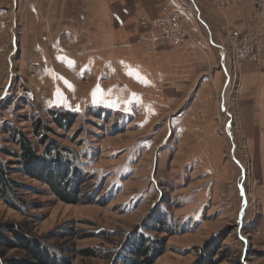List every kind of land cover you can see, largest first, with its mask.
Returning a JSON list of instances; mask_svg holds the SVG:
<instances>
[{"label": "rangeland", "instance_id": "1", "mask_svg": "<svg viewBox=\"0 0 264 264\" xmlns=\"http://www.w3.org/2000/svg\"><path fill=\"white\" fill-rule=\"evenodd\" d=\"M186 3L189 7L188 0H182ZM63 6V0H0V149L17 150L4 131L13 126L41 152L32 133V121L40 117L51 138L74 150L88 177L83 190L95 202L65 203L46 185L16 171L12 178L26 188L11 200L15 206L0 196V223L29 229L50 253L70 264H129V246L140 233L164 245L152 264H197L206 248L212 249L215 264H264V229L254 202L245 206V224L238 210L232 178L237 169L228 170L220 186L225 190L216 193L213 182L215 192L208 194L204 180L186 164L194 139L183 131L168 135L167 116L145 118L136 109L83 107L78 95L73 109L59 104L62 99L54 97L52 82L60 68L54 61L59 47L52 25L57 20L51 17ZM81 87L82 83L77 94ZM50 110L70 111L74 120L58 127ZM218 119L222 125L227 116L220 114ZM9 159L0 150V161ZM222 159L228 163V146H223ZM244 185L249 190V180ZM158 217L165 221L164 231L152 225ZM85 249L96 255L82 254ZM23 255L17 249L6 251V256Z\"/></svg>", "mask_w": 264, "mask_h": 264}, {"label": "crops", "instance_id": "2", "mask_svg": "<svg viewBox=\"0 0 264 264\" xmlns=\"http://www.w3.org/2000/svg\"><path fill=\"white\" fill-rule=\"evenodd\" d=\"M63 1L51 17L57 20L52 25L59 47L54 61L60 68L52 82L59 104L73 109L78 95L83 107L167 116L168 135L183 131L194 139L186 164L202 180L210 179L202 183L205 192L225 190L220 186L228 170L237 169L232 178L242 222L252 201L264 229V53L259 65L233 64L229 44L230 32L248 28L252 1L223 11L211 0H188L189 7L182 0ZM163 7L177 11L191 42L174 45L156 29L140 25L141 16H156ZM97 85L103 94L94 98ZM225 107L228 115L221 125L218 116ZM223 146H228V163L222 159Z\"/></svg>", "mask_w": 264, "mask_h": 264}, {"label": "trees", "instance_id": "3", "mask_svg": "<svg viewBox=\"0 0 264 264\" xmlns=\"http://www.w3.org/2000/svg\"><path fill=\"white\" fill-rule=\"evenodd\" d=\"M48 113L51 121L58 127L69 125L74 120V113L70 111L50 110ZM94 115L98 117L99 114ZM4 131L9 135V141L17 145L16 151L6 146L0 149L4 156L10 157L4 162L0 161V196L7 204L15 206L11 200L26 188L12 178V173L16 171L46 185L53 195L65 203L95 202L94 197L83 190L88 177L81 171L74 150L51 138L47 134L49 126L40 117L32 121V133L36 137L38 148L42 147L41 152L34 147L23 130L5 126ZM18 203H23V200H18ZM152 225L164 231L165 221L158 217ZM28 230L12 222L0 223V264H70L69 259L57 258L50 253ZM11 249L20 250L24 255L6 256V251ZM163 251L164 245L160 240L150 239L140 233L130 244L127 259L129 264H152ZM80 252L96 255L90 249ZM212 256V249L206 248L200 254L197 264H215Z\"/></svg>", "mask_w": 264, "mask_h": 264}, {"label": "built area", "instance_id": "4", "mask_svg": "<svg viewBox=\"0 0 264 264\" xmlns=\"http://www.w3.org/2000/svg\"><path fill=\"white\" fill-rule=\"evenodd\" d=\"M214 8L223 11L231 5H240L244 0H211ZM253 10L249 16V26L244 31L233 30L229 34L231 61L233 64L251 62L259 65L264 53V0H251ZM140 24L156 29L160 38L180 45L188 42L184 23L174 8L163 7L153 17L142 16ZM228 113H226V116Z\"/></svg>", "mask_w": 264, "mask_h": 264}, {"label": "snow or ice", "instance_id": "5", "mask_svg": "<svg viewBox=\"0 0 264 264\" xmlns=\"http://www.w3.org/2000/svg\"><path fill=\"white\" fill-rule=\"evenodd\" d=\"M70 65L73 64L74 62L72 61H69ZM65 83L67 84L68 82L65 81ZM70 86V85H69ZM103 94V91L100 89V86L97 85L93 90H92V93L91 95L94 97V98H98L99 96H101ZM134 95V94H133Z\"/></svg>", "mask_w": 264, "mask_h": 264}, {"label": "bare ground", "instance_id": "6", "mask_svg": "<svg viewBox=\"0 0 264 264\" xmlns=\"http://www.w3.org/2000/svg\"><path fill=\"white\" fill-rule=\"evenodd\" d=\"M225 110H226V113H227V107H225ZM226 113H225V114H226Z\"/></svg>", "mask_w": 264, "mask_h": 264}]
</instances>
